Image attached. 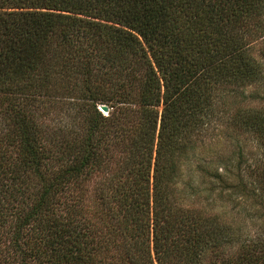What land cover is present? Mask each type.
Masks as SVG:
<instances>
[{"label":"trees","instance_id":"16d2710c","mask_svg":"<svg viewBox=\"0 0 264 264\" xmlns=\"http://www.w3.org/2000/svg\"><path fill=\"white\" fill-rule=\"evenodd\" d=\"M263 17L264 0H0V229L14 217L15 240L35 231L59 264H202L232 247L234 224L181 204L200 197L181 167L220 106L215 91L261 76L238 29ZM63 91L79 123L47 137L36 103ZM238 115L264 138V105ZM222 162L225 174L197 166L212 177L204 190L243 187ZM97 172L95 205L79 195L71 218L51 219ZM263 241L221 264L264 261Z\"/></svg>","mask_w":264,"mask_h":264},{"label":"rangeland","instance_id":"374dc122","mask_svg":"<svg viewBox=\"0 0 264 264\" xmlns=\"http://www.w3.org/2000/svg\"><path fill=\"white\" fill-rule=\"evenodd\" d=\"M238 31L244 33L249 53L259 63L261 76L254 81L240 85L235 82H226L215 91L220 106L217 107L209 124L200 128L199 133L193 136L195 145L181 167V179L190 181L196 186L198 196H200L197 197L191 193L185 194L184 197L181 196L180 201L183 207L195 209L204 207L207 212H215L221 220L235 225L236 239L233 246L227 245L228 248L223 252L207 250L202 264H221L224 258L223 261L227 258L234 260L237 256L243 255L242 247L264 240V138L258 137L256 131L242 127L240 115H238L242 109L264 105V17L260 25H251L238 29ZM250 93L253 96H248ZM60 95L62 96L40 98L35 106L36 120L42 124L47 137H54L53 135L58 137L63 128L75 129L79 123L81 112L78 110L79 105L75 93L63 91ZM242 95L247 96L246 99ZM101 104L107 109L102 110L99 107ZM97 108L103 115H108L113 111L112 107L106 103H99ZM0 130H5L1 120ZM222 161L226 162V166L232 171L231 174L226 173L230 184L240 183L243 187L231 188L218 182L219 186L215 190H204V188H209L208 181L212 177L207 176L202 181L197 166L204 164L206 168H217L219 172L225 174L221 166ZM103 177L102 172L94 173L83 184L81 190L76 189L73 193L62 196L61 203L54 205L50 218L59 217L60 220H64L65 217L71 218L73 214L71 210L74 204L76 208L79 195L84 196L85 202L90 207L94 206L97 182ZM182 185L180 180L179 189ZM81 191H84V194H81ZM209 193L211 196L204 198ZM22 206L24 204L19 207ZM13 220L14 217L7 215L1 224L0 264H59L46 247V238L35 235V231L24 228L22 235L16 241L15 235L12 234ZM94 220L96 224L93 227L97 231L101 222L96 218ZM47 222L51 223V220L47 219ZM109 254L114 256L116 252L111 250ZM254 255L261 258L260 252ZM257 264H264V261L258 260Z\"/></svg>","mask_w":264,"mask_h":264},{"label":"water","instance_id":"95a60500","mask_svg":"<svg viewBox=\"0 0 264 264\" xmlns=\"http://www.w3.org/2000/svg\"><path fill=\"white\" fill-rule=\"evenodd\" d=\"M99 107H100L102 110H106V109H107V107H106L105 105H103V104H101Z\"/></svg>","mask_w":264,"mask_h":264}]
</instances>
